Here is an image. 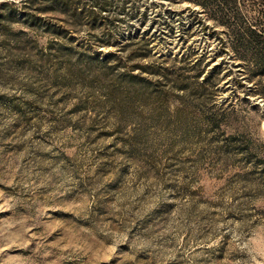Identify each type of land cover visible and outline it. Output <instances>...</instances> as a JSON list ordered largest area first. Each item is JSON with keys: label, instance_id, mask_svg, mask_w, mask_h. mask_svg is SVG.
I'll return each mask as SVG.
<instances>
[{"label": "rangeland", "instance_id": "rangeland-1", "mask_svg": "<svg viewBox=\"0 0 264 264\" xmlns=\"http://www.w3.org/2000/svg\"><path fill=\"white\" fill-rule=\"evenodd\" d=\"M21 1L0 0V264H264V82L223 29L183 0H103L96 29Z\"/></svg>", "mask_w": 264, "mask_h": 264}, {"label": "trees", "instance_id": "trees-1", "mask_svg": "<svg viewBox=\"0 0 264 264\" xmlns=\"http://www.w3.org/2000/svg\"><path fill=\"white\" fill-rule=\"evenodd\" d=\"M80 0H22V4L38 5V14L67 16L76 19L87 18L91 23L90 28L96 29L95 22L100 12L105 11L108 3L99 0L94 2L95 10H84L76 12ZM190 5L199 6L206 13L207 20L214 22L224 31L225 38L222 46L228 47L236 63L247 68L249 76L247 81L250 84H261L264 82V28L252 22L246 16L248 13L244 0H183ZM98 29V28H97ZM48 33L57 34L54 28H48ZM59 31V30H58ZM101 33H105L104 26L99 28ZM107 44H102L104 47ZM224 51V50H222ZM224 53V52H221ZM221 57V54H218ZM201 61V60H200ZM200 63V62H199ZM203 73L199 72L195 79L199 80ZM220 78L218 76L207 77L202 84H212L216 86ZM264 90V89H262ZM264 99V94H260Z\"/></svg>", "mask_w": 264, "mask_h": 264}]
</instances>
